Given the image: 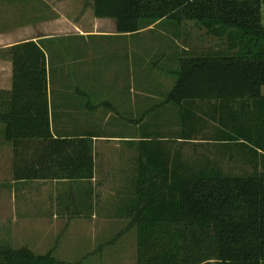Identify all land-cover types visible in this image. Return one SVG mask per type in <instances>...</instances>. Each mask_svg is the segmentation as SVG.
<instances>
[{
	"label": "trees",
	"instance_id": "obj_1",
	"mask_svg": "<svg viewBox=\"0 0 264 264\" xmlns=\"http://www.w3.org/2000/svg\"><path fill=\"white\" fill-rule=\"evenodd\" d=\"M261 5L262 0H93L94 16L113 19L121 35L162 20L178 26L188 21L223 41L221 50L179 59L164 103L183 109L177 140L191 141L199 125L191 109L197 101H216L214 120L225 130L223 137L242 140L239 149L256 157L241 161L247 172L229 174L216 163L184 162L179 152L163 147L162 138L148 133H141L136 145L129 142L136 149L137 177L135 201L124 216L136 229V264H264V116L248 117L253 125L246 127L243 107L230 116L232 123L225 115L232 101H264ZM0 56L13 66L11 92L0 91V124L11 148L13 181L90 182L95 170L91 137L52 136L41 45L15 44ZM72 209V215L79 213ZM0 264L72 263L55 259L52 251L35 255L0 246Z\"/></svg>",
	"mask_w": 264,
	"mask_h": 264
},
{
	"label": "rangeland",
	"instance_id": "obj_2",
	"mask_svg": "<svg viewBox=\"0 0 264 264\" xmlns=\"http://www.w3.org/2000/svg\"><path fill=\"white\" fill-rule=\"evenodd\" d=\"M65 1L69 0H48V3H53L55 9L64 13L65 9H58L57 5ZM73 3L69 7L73 11L75 9L74 14H76L79 5L84 12L90 5V0H74ZM10 6L18 8L19 5H16L15 1H0V22L7 16L6 21L19 19L17 10L9 15L6 13ZM58 11L51 10V6L44 7L41 11L42 17L49 20L54 17L59 18L61 13L58 14ZM73 11L68 12L69 16L73 14ZM261 16L264 25V0L261 5ZM97 21L99 25H109V23L114 25L112 19ZM105 30L109 32L107 35H112L109 26ZM89 39L94 42H124L125 40L155 45L156 48L141 50L150 51L151 54L158 50V54L145 55L138 59L140 86L143 88L146 87L144 85L148 81L143 78L144 75L159 71L163 72L165 77V80L161 82V88H171L175 82V75L172 72L178 69L180 58L205 55L224 48L223 41L208 35L203 28L188 21L178 26L168 20H162L137 34L124 36L118 34ZM77 40L75 36L55 35L52 40L45 42L50 46L49 50L55 54L57 52L61 54L65 68L72 74L75 71L69 65L72 59L68 58L66 52H69L68 46L76 44ZM86 65L89 67L87 72L89 77L102 78L108 74L115 75L119 63L111 56H102L89 60ZM149 83L152 86L153 81ZM92 84V87H100L95 85L96 81H92ZM146 102L147 100L141 96L139 121L134 124L127 120L131 119V111H126L127 119L123 122L119 117L123 115V112L116 105L113 109L104 108L103 111L93 113L94 119L96 117L98 119L93 122V124H98L97 127L94 126L93 132L101 136V139L92 144L95 170L90 184L89 202L91 204L90 213L96 219L92 221L90 231L87 228L77 232L71 230L70 233L59 235L58 239H42L43 235L41 236L36 231L35 222L38 219L34 216L35 212H41V208L30 207L29 203L33 200L65 198V195H57L58 191L60 192L64 187L51 182H27L12 191V175L6 164L8 162L0 163V246H8L12 249L26 248L35 255L52 251L55 259L72 264H136V229L134 225H130V218L124 216V210L135 201L136 143L133 142L135 145L130 146L114 139L121 134H134L139 138L141 133H148L151 139L160 137L164 148L170 149L171 153L179 152L184 162L195 167L216 163L225 173L229 174H241L249 170L248 166L242 165L241 161L221 158L211 146L194 142V139L198 137L197 134L191 135L193 138L191 141L177 140L179 121L174 109L168 110L167 105L165 106L167 110L157 111L155 114ZM145 111L150 112L147 115ZM200 125L199 122L197 128ZM72 208H68L69 212L73 210ZM14 215H16L17 222L13 221ZM72 226L74 225H70Z\"/></svg>",
	"mask_w": 264,
	"mask_h": 264
},
{
	"label": "crops",
	"instance_id": "obj_3",
	"mask_svg": "<svg viewBox=\"0 0 264 264\" xmlns=\"http://www.w3.org/2000/svg\"><path fill=\"white\" fill-rule=\"evenodd\" d=\"M7 1H15L16 5H19L18 8L10 6L6 12L9 15V13L17 10L19 12V19L6 21L8 17L6 15L7 17L0 22L2 23L0 26V50L28 41H36L41 45L46 57L47 102L53 138L88 136L91 137L94 144V142L101 139V136L93 132L94 126H98V124H93L94 121H98L97 117L94 119L93 113L103 111L104 108L113 109L116 105L123 112V115L119 116L123 122L127 119L126 111H131V121L127 120L129 123L132 122V124L137 123L141 111V96L147 100L146 103L149 104V109L155 112L167 110L165 106L168 105V110L174 109L177 115L176 118L179 121L183 109L177 105L164 103V94L171 88H161V82L165 80L163 72L147 73L143 78L149 82L153 81L152 86L148 81L144 85V87L146 86L145 88L140 86L141 78L138 72V59L141 56L158 54V50L151 54L150 51H143L141 49H153L156 48L155 45L145 42H127L125 40L124 42H94L89 39L90 37L118 35L115 21L114 25L111 23L109 25H99L97 20L100 18H96L93 14V0H90V5L84 12H82V7L79 5L80 7L77 8L76 14H74L75 9L73 11L69 7L71 4H74V0L65 1L62 2L63 4L57 5L58 9H65L64 13L55 9L54 4H49L48 0ZM47 6H51V10L54 12L58 11V14L61 13L59 14V18L54 17L50 20L43 18L41 11ZM69 11H73L71 16L68 14ZM108 26L112 35H107L109 32H106L105 28ZM55 35L75 36L78 38L76 44L69 45V52H66L68 58L72 59L69 65L75 70L73 74L65 68L61 54L58 52L57 54L53 53L49 50L50 46L45 43L48 40H52ZM102 56H111L119 63L117 73L115 75L108 74L102 78L89 77L87 75L89 67L86 65V62L88 63L89 60ZM92 81H96L95 85L100 87H92ZM12 84V62L8 57L0 56V91L7 94L10 93ZM260 96L264 98V86L260 89ZM215 106L216 101L203 100L197 101L195 108L191 109L196 117L199 118L198 122L201 123L197 130L198 137L194 139V142L211 146L219 157L229 161H246L256 158L249 149H239L240 143H243L242 140L236 141L229 137H223L225 130L216 124L214 120V117L218 114ZM228 107H232L225 113L229 123H232V119H229L230 116L234 117L235 110L240 107L244 108V124L246 127L253 125V122L248 121V117L251 119L258 114H263L264 116V101L247 102L238 100L230 102ZM3 131L4 125L0 124V163L2 164V162L7 161L8 163L6 164L11 173V148L10 144L4 139ZM227 134L231 135L232 133L230 130H227ZM114 139L128 144L129 142H137L139 138L134 134H121L114 137ZM248 145L250 146V144ZM253 149L261 153L259 149L255 147ZM243 165L248 166L244 163ZM27 182H51L52 184L64 187L60 192L58 191L59 194L57 195H65V198L33 200L29 203L30 207L41 208V212H35L34 216H37L36 218L38 219L35 222L37 224L36 231L41 236L43 235L42 239H58V237L60 238L59 235L70 233L71 230H75V232L78 230L84 231L85 228L89 231L92 230V221L96 219L89 210L91 207L89 194L91 193L90 184L92 181L76 183L59 180L13 181L12 179V191ZM69 196L73 197V199H69ZM71 207H77L79 213L72 215L71 213L73 212H69L68 210ZM25 217H27V213H25ZM13 221L17 222L16 215H14ZM70 225L74 226L70 227ZM37 255H45V253Z\"/></svg>",
	"mask_w": 264,
	"mask_h": 264
}]
</instances>
